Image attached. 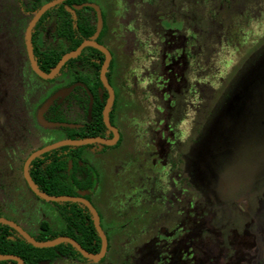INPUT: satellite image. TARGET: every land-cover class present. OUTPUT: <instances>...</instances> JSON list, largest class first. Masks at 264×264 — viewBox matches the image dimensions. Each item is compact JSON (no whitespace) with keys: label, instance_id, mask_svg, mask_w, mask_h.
Instances as JSON below:
<instances>
[{"label":"flooded vegetation","instance_id":"flooded-vegetation-1","mask_svg":"<svg viewBox=\"0 0 264 264\" xmlns=\"http://www.w3.org/2000/svg\"><path fill=\"white\" fill-rule=\"evenodd\" d=\"M55 1L0 0V109L7 110L5 103L12 99L13 107L6 114H14L18 119L16 141L7 147L2 144L5 159L0 162V166L14 163L16 169L7 173L0 167V190L6 189L9 176H14L15 181L22 180L28 191L44 203L51 218L34 226L33 217L29 216L25 221L31 231L17 219L4 216L0 206V220L7 221L0 222V257H4L0 258V264H20L17 259L26 264L20 254L25 243L55 250L45 253L38 264H242L240 248L224 242L222 237L219 238L224 242L223 249L215 255L209 253L206 248L207 233L212 230L206 217L209 212L198 206L199 197L195 195L186 201L185 193L192 191L194 185L193 174L184 172V157L189 147L197 143L200 125L183 144L179 132L170 130L171 125L165 119L154 127L149 126V130L156 129L153 131L156 139L147 140L146 150L150 155L144 160L159 176L156 180L159 185L123 208L118 205L116 214L119 220L124 218L119 224L115 218L103 215L96 205L100 174L91 163V155L85 153L87 150L104 153L122 145V133L115 125L122 107L136 114H145V109L161 113L162 102L176 105L184 100L191 108L202 90L207 96L211 85L207 59L210 46L194 22V3L187 12L179 7L177 0H170L162 7L156 0H143L145 6L156 8L155 32L142 38L141 52L117 56L106 45L107 40H114L115 24L110 26L102 8L91 0L70 3L62 0L46 9L30 30L36 66L45 75H51L66 55L87 45L52 77L46 78L32 65L27 37L37 14ZM217 2V6L207 11L209 19L222 14L229 5L228 0ZM117 14L118 11L112 10L109 19L113 21ZM67 21L93 30L73 49H69ZM89 43H95L105 52ZM54 50L68 51L45 71L39 58L44 51ZM22 51L27 63L24 66L20 61ZM73 60L77 61L70 64ZM139 63L142 67L138 69ZM103 71L106 83L102 79ZM49 101L51 104L43 110ZM99 112L101 125L95 123ZM2 125L5 120L0 116ZM35 141L39 144L36 148L32 145ZM39 152L42 153L28 165L29 177L39 192L67 200L44 199L31 188L25 168L28 160ZM142 159V155L135 158ZM43 175L60 177L55 194L42 190L37 181ZM170 213L175 219L168 222ZM22 233L38 243L70 239L88 256L67 241L36 247ZM24 254L27 257L26 251ZM206 255L212 258L206 260Z\"/></svg>","mask_w":264,"mask_h":264},{"label":"rangeland","instance_id":"rangeland-1","mask_svg":"<svg viewBox=\"0 0 264 264\" xmlns=\"http://www.w3.org/2000/svg\"><path fill=\"white\" fill-rule=\"evenodd\" d=\"M91 1L102 8L110 26L115 24L114 40H107V47L117 56L141 52L142 38L155 32L156 8L145 6L143 0ZM156 1L162 7L170 0ZM217 1L177 0L179 7L187 12L189 5L194 3V22L210 46L207 58L210 61V93L205 96L202 90L196 105L191 108L184 100L176 105L162 102L164 112L161 113L145 109V114H136L122 107L115 121L122 133V145L104 153L85 152L91 155V163L100 174L96 205L103 215L115 218L117 224L124 222V218L119 220L120 216L116 214L118 205L123 208L159 185L156 181L159 176L146 166L144 159L150 155L146 150L147 140L156 139L153 132L156 129L149 130V126L154 127L165 119L171 125L170 130L179 132L182 144L194 135L197 125L202 127L197 143L189 147L184 157V172L193 174L194 185L192 191L185 193L186 201L191 200L193 195L199 197L198 206L209 212L206 217L212 228L217 229L225 223L234 230L252 228L258 235H261L260 229L264 232V146L260 143L264 141V107L257 99L261 84H264V0H228L229 5L223 13L218 16L213 13L215 17L209 19L207 11L217 6ZM112 10L118 11L113 21L109 19ZM129 27L132 30H128ZM20 61L23 66L27 64L23 51ZM137 65L138 69L142 67L140 63ZM12 101L9 99L5 103L7 110L0 109V116L5 120V125L0 126L1 164L5 159L2 144L7 147L17 138L18 119L14 114H6L13 107ZM32 145L35 148L39 146L36 141ZM27 149L25 145L24 150ZM19 151H23L22 148ZM137 155H142L143 159L135 160ZM0 167L7 173L16 169L14 163ZM9 177L6 189L0 190L1 213L17 219L31 231L33 229L25 221L29 216L33 217L34 226L49 221L51 218L44 203L28 191L22 180L15 181L14 176ZM246 201L253 211L256 209L249 221L238 205L247 206ZM168 217L171 218L166 219L168 222L175 219L171 213ZM214 232L207 233L209 240L206 248L215 255L223 249L225 241ZM227 240L235 248H241L250 238L232 233ZM253 241L251 247L253 255L258 257L257 264H264V244ZM207 258L212 257L206 255Z\"/></svg>","mask_w":264,"mask_h":264},{"label":"trees","instance_id":"trees-1","mask_svg":"<svg viewBox=\"0 0 264 264\" xmlns=\"http://www.w3.org/2000/svg\"><path fill=\"white\" fill-rule=\"evenodd\" d=\"M84 0H67V3L69 2H82ZM68 26V34L69 38L71 39L70 47L69 49L75 48L84 38L89 37L93 30H90L88 26L81 25V24H74L70 21L66 22ZM68 51V50H66ZM56 52L51 51V52H43L42 56L39 58L40 66L43 70L49 71L50 68H52L58 59L60 58V55H62L64 52ZM77 60H73L70 64L75 63ZM262 88V89H261ZM261 90H259L258 98L260 100V103L262 104V107H264V84H261ZM256 92V91H255ZM100 111V110H99ZM95 123L98 125H101V119H100V112L98 117L95 119ZM260 143L264 146V141H260ZM51 175V174H49ZM39 180L37 181L40 183L42 190L49 192L50 194H55L57 192V188L59 187L61 180L59 176L52 175L50 178L46 177L43 175V177H38ZM241 211L244 213V215L249 218L247 221L250 220L251 218V213H246L243 208H241ZM215 227V226H214ZM235 228H232L230 225H226L225 223L218 226L216 228H212L214 233L222 237L225 242L229 243V240H227V237L233 233H237L238 236L240 237H246L249 236L250 240L246 243H243L242 247L239 252V259L243 260L242 264H257L258 263V257L257 255H253V250H252V243L254 242L253 240H257L260 244H264V232L263 229H260L261 235L258 233L254 232V229L250 228L249 230H234ZM229 239V238H228ZM252 239V240H251ZM25 249L20 252L21 256L24 258L26 261V264H38L39 260L43 258L45 253H52L55 250L54 249H38L34 248L31 245L25 243ZM59 249V248H57ZM60 250L63 252V249L60 248ZM24 251L27 252V257H24ZM236 259V258H235ZM256 259V260H253Z\"/></svg>","mask_w":264,"mask_h":264},{"label":"water","instance_id":"water-1","mask_svg":"<svg viewBox=\"0 0 264 264\" xmlns=\"http://www.w3.org/2000/svg\"><path fill=\"white\" fill-rule=\"evenodd\" d=\"M62 0H57V1H55V2H53V3H50V4H48L47 6H45L38 14H37V16H36V18L34 19V21L32 22V24L30 25V28H29V31H28V37H27V44H28V50H29V54H30V59H31V62H32V65H33V67H34V69L36 70V72L38 73V74H40L42 77H46V78H48V77H52L53 75H54V73H56L57 71H58V69L68 60V59H70V58H72V57H75L79 52H80V50L82 49V47H84L85 45H87V44H84V45H82L77 51H75V52H73V53H70V54H68V55H66L61 61H60V63L58 64V66H57V68L53 71V73L51 74V75H45L44 73H42L39 69H38V67L36 66V63H35V61H34V57H33V53H32V49H31V44H30V37H29V34H30V30H31V28L33 27V25L35 24V22L37 21V19L40 17V15L46 10V9H48V8H50V7H52V6H54L55 4H57V3H59V2H61ZM99 27H100V25H99ZM89 45H92V46H96V47H98L95 43H89ZM98 48H100L101 50H103L104 52H105V50L103 49V48H101V47H98ZM102 79H103V81H104V83H106V81H105V78H104V71H103V73H102ZM51 104V101H49L45 106H44V108H43V110H45L49 105ZM110 105V104H109ZM109 105H108V107H109ZM108 109V108H107ZM105 121L106 122H108L107 121V110H106V112H105ZM43 152V151H42ZM42 152H39V153H37V154H35V155H33L29 160H28V162H27V165H26V170H25V173H26V178H27V180H28V182H29V184H30V186H31V188L40 196V197H42V198H44V199H48V200H56V201H59V200H67L66 198H54V197H49V196H47V195H45V194H43V193H41V192H39L38 191V189L36 188V186L34 185V183L32 182V180H31V178L29 177V174H28V165H29V163L31 162V160L32 159H34L37 155H39L40 153H42ZM240 198H243V197H240ZM247 202V201H246ZM238 205H239V208L241 207V208H243V210L246 212V213H252V211H253V209H252V207H251V204H249L248 202H247V206H244V205H240L239 203H238ZM90 209L92 210V212H94L93 211V209L90 207ZM256 211V209H254V211L253 212H255ZM257 218H259V217H257ZM261 218L263 219V216H261ZM254 220L256 219V216L253 218ZM95 221H96V225H98V220H97V217L95 218ZM0 222H3V223H7V221H5V220H0ZM8 224H10V225H12L11 223H8ZM23 234V236L31 243V244H33L34 246H36V247H47V246H52V245H55L56 243H58V242H61V241H67V242H70V243H72L76 248H78V250H80L84 255H86V256H88L87 255V253L86 252H84L75 242H73L72 240H70V239H67V238H62V239H59V240H56V241H53V242H48V243H38V242H36V241H34L32 238H30L28 235H26V234H24V233H22ZM0 258H4V257H0ZM11 258H13V259H17V258H14V257H11ZM19 262H20V264H21V261L19 260V259H17Z\"/></svg>","mask_w":264,"mask_h":264}]
</instances>
